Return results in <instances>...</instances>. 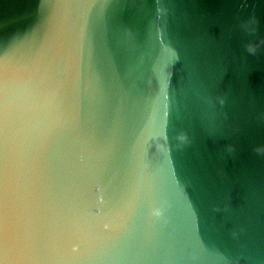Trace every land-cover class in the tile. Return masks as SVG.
I'll list each match as a JSON object with an SVG mask.
<instances>
[{
    "label": "water",
    "instance_id": "95a60500",
    "mask_svg": "<svg viewBox=\"0 0 264 264\" xmlns=\"http://www.w3.org/2000/svg\"><path fill=\"white\" fill-rule=\"evenodd\" d=\"M45 11L0 0V42ZM83 66L97 107L163 146L156 195L186 247L147 264H264V0H96Z\"/></svg>",
    "mask_w": 264,
    "mask_h": 264
},
{
    "label": "clouds",
    "instance_id": "9594fccd",
    "mask_svg": "<svg viewBox=\"0 0 264 264\" xmlns=\"http://www.w3.org/2000/svg\"><path fill=\"white\" fill-rule=\"evenodd\" d=\"M95 3L44 0L0 42V264H147L186 247L156 195L157 132L133 109L102 112L85 78Z\"/></svg>",
    "mask_w": 264,
    "mask_h": 264
}]
</instances>
